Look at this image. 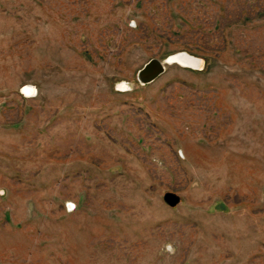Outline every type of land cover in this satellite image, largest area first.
<instances>
[{"label": "rangeland", "instance_id": "obj_1", "mask_svg": "<svg viewBox=\"0 0 264 264\" xmlns=\"http://www.w3.org/2000/svg\"><path fill=\"white\" fill-rule=\"evenodd\" d=\"M0 264H264V0H0Z\"/></svg>", "mask_w": 264, "mask_h": 264}, {"label": "bare ground", "instance_id": "obj_2", "mask_svg": "<svg viewBox=\"0 0 264 264\" xmlns=\"http://www.w3.org/2000/svg\"><path fill=\"white\" fill-rule=\"evenodd\" d=\"M165 63H178L182 66H186V67H193V68H199L200 66H202L203 61L202 59H199L187 52H178L172 55H169L166 60ZM160 67L162 68L163 65L160 63V61H151L149 62L144 68L141 69L140 71V77L143 80H148V81H153L155 80V78L153 79V77L157 74L158 70L160 69ZM153 79V80H152ZM24 93H26L27 95L32 96L35 92V88L33 86H25L24 87Z\"/></svg>", "mask_w": 264, "mask_h": 264}, {"label": "water", "instance_id": "obj_3", "mask_svg": "<svg viewBox=\"0 0 264 264\" xmlns=\"http://www.w3.org/2000/svg\"><path fill=\"white\" fill-rule=\"evenodd\" d=\"M153 60H155V61H158V59H151L149 62H151V61H153ZM160 61V63L163 65V67L161 68L160 67V69L158 70V72H157V74L153 77V79L154 78H157L163 71H164V69H165V65H164V61H161V60H159ZM148 62V63H149ZM147 63V64H148ZM146 64V65H147ZM145 65V66H146ZM144 66V67H145ZM141 71V70H140ZM139 79L141 80V81H143V82H151V81H148V80H143V79H141V77H140V72H139ZM152 79V80H153ZM164 199H165V201L169 204V205H171V206H174V205H176L178 202H179V196L177 195V194H175V193H166L165 194V196H164Z\"/></svg>", "mask_w": 264, "mask_h": 264}]
</instances>
